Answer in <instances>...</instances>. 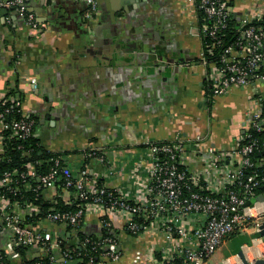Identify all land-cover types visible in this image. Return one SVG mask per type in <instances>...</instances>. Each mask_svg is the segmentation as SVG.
<instances>
[{
    "label": "crops",
    "instance_id": "obj_1",
    "mask_svg": "<svg viewBox=\"0 0 264 264\" xmlns=\"http://www.w3.org/2000/svg\"><path fill=\"white\" fill-rule=\"evenodd\" d=\"M94 2L91 10L84 0H24L35 16V28L16 9L0 8V101L13 89L44 150L65 152L74 174L86 168L95 181L128 200H137L143 191L151 141L185 139L186 165L196 171L209 167L206 179L219 186L238 162L233 150L244 133L246 111L260 108V84L232 85L222 95L208 94L215 70L199 60L202 40L194 0ZM228 4L239 21L264 15V0ZM106 43L108 57L102 58L96 52ZM220 120L227 125L219 127ZM196 136L202 139L196 141ZM213 150L221 154L216 169L208 164ZM43 193L65 201L71 196L69 190L53 186ZM24 206L16 208L21 217L32 208ZM102 221L115 231L118 264H133L136 249L143 252L138 264H158L174 253L176 241L169 242L159 230L129 234L123 213L92 208L84 213L81 229L101 237ZM31 227L61 235L67 247L79 242L63 224L43 220ZM256 236L252 230L230 234L204 264H222L226 258L232 262L238 250L252 257L264 249L263 240L253 243ZM12 237L0 225V252L9 264H19L20 256L8 251ZM28 254L41 252L29 249Z\"/></svg>",
    "mask_w": 264,
    "mask_h": 264
},
{
    "label": "built area",
    "instance_id": "obj_2",
    "mask_svg": "<svg viewBox=\"0 0 264 264\" xmlns=\"http://www.w3.org/2000/svg\"><path fill=\"white\" fill-rule=\"evenodd\" d=\"M84 1L91 10L95 9L94 0ZM197 7L208 22L200 28V35L210 38V50L221 46V36L231 15L228 0H198ZM0 8L16 9L26 24L37 27L35 16L26 8L24 0H0ZM250 21L248 17L240 20L243 28L241 40H237L234 45L221 46L215 62H207L202 47L199 53L202 64L214 66L215 73L209 78L213 96L226 93L232 85L244 86L249 82L259 83L263 90L259 100L260 108L247 110L245 113L244 133L233 150L239 157L236 167L225 173L219 186L206 179L209 167L196 171L186 165L187 141L183 138L147 143L150 163L146 170L147 180L137 200H128L102 184L97 186V181L88 174L86 168H81L78 175L68 166L61 168L60 157L57 156L52 158L53 166L50 171L39 177L40 183L51 186L56 176L61 175L64 187H74L84 203L74 211H49L45 220L78 227L84 213L92 208L123 213L128 217L125 230L129 234L137 235L146 228H152L161 231L169 242L176 241L173 255L157 260L158 264H204L224 240L236 232L252 230L257 234L252 238L253 243L264 241L258 234L264 222V199H255L251 204L245 205L246 201L254 199V189L264 183V170L256 171L255 167L260 164L253 158L255 152L264 150V140L254 136V132L264 131V28L252 25ZM16 106H20L19 101H16ZM33 124V120L29 118L7 120L4 113L0 112L1 130L11 129L12 135L17 138L25 139L31 135ZM201 139L200 136L195 137L196 141ZM209 155L208 164L216 169L221 154L213 150ZM247 169L251 170L249 174ZM29 172L32 173L31 168L27 173L6 171L0 178V225L9 229L13 236L8 251L19 255L15 246L25 245L30 250L38 248L41 254L33 256L36 258L34 261L23 264L66 263L81 252L64 248L61 237L48 230L22 225L21 212L16 208L22 209L25 206L11 202L4 195L5 189L16 193L11 186L13 176L18 175L24 179ZM202 185L210 192L203 193L194 189L201 188ZM230 185L234 188H229ZM31 207L27 213L36 209L32 205ZM137 216L143 222L147 220L149 224L141 225L135 220ZM102 224L103 227H110L107 221H102ZM84 241L89 242V239ZM91 246L95 251L103 247V251L99 260L90 255L84 264H118L120 261L121 252L114 236H102L98 241L91 242ZM254 255L251 257L247 253L243 254L247 261L253 262L264 258V249L258 250ZM142 257V250L136 249L131 261L138 264ZM231 260L233 261L226 258L222 264H242L238 254L233 255ZM0 264H8L1 253Z\"/></svg>",
    "mask_w": 264,
    "mask_h": 264
},
{
    "label": "trees",
    "instance_id": "obj_3",
    "mask_svg": "<svg viewBox=\"0 0 264 264\" xmlns=\"http://www.w3.org/2000/svg\"><path fill=\"white\" fill-rule=\"evenodd\" d=\"M195 5L197 8V23L201 28L204 23H208L204 13L197 7L198 0H194ZM250 24L255 26H260L264 28V15L260 19H253L250 21ZM242 26L239 20L230 15V18L227 23V27L224 29L223 34L221 36V46L225 45H234L237 40H241V30ZM201 47L206 56V60L208 63H213L216 61V55L219 52L221 46H216L212 50L209 49L211 45V40L208 36L201 35ZM211 52V53H210ZM16 92L12 89L7 92L4 99L0 101V112H3L7 120H18L20 118H26L20 109V106H16V101L20 102L21 97L15 98L14 96ZM211 95V92L208 93ZM13 96V97H12ZM7 110V111H6ZM264 112V108H262ZM30 119V118H29ZM2 136V151L0 153V178L2 177L3 173L6 171L10 172H24L27 173L28 169L31 168L32 173H28L24 179L21 177L13 176L11 186L15 188L16 193L13 194L12 191H9L3 187L4 195L9 198L11 202H17L20 205L30 204L34 206L36 209L32 210L31 213L24 214L22 216L21 224L22 225H30L36 226L38 222L45 220L46 213L49 211H74L76 210L81 204L84 203L82 201L74 187H64V180L61 175L56 176L54 180L53 186L56 190L67 189L69 190L71 196L68 201H65L63 198L57 196L54 199H49L44 196L43 190L46 187H50L47 185H43L39 181V177L48 173L53 166L52 158L57 156L60 157V167L63 168L67 166L63 158V153L61 152H48L43 149V147L39 143L38 137L34 136V124L32 134L26 137L25 139L17 138L15 135H12L11 129L1 130ZM254 136L260 140H264V131L262 132H254ZM240 143H242L240 141ZM254 160H256L260 165L256 166V171L261 172L264 170V150L255 152L253 154ZM248 174L251 170H246ZM97 186L101 185L100 181H97ZM199 187H194V189L199 190L203 193H209L210 191L204 188V185ZM229 188H234L233 185H230ZM1 189V188H0ZM260 193H264V183L259 184L254 189V196L255 199ZM135 220L140 223L141 225L149 224L143 222L140 216H137ZM55 226L62 225L63 223H53ZM64 230L67 232L73 231L74 236H76L79 240L77 245L68 246L67 247V240L61 235L55 234L52 232L53 235L61 237L64 241L62 246L64 248H68L69 250L75 249L76 251H80L81 254L79 256H74L73 258L77 257L80 260V264H84L86 258L90 255H93L95 259L100 256L101 251H103V247H100L98 251L91 249V242L98 241L102 236L111 235L114 236V230L111 227H103L104 231L101 237H97L95 235H90L85 233L81 229L82 224L78 227H73L70 224H63ZM85 239H89V242H85ZM29 247L25 245H18L15 246V251L19 254L21 261L19 264L29 263L34 261L36 258H33L32 255H29ZM5 261L9 264L8 260L6 259V255L4 252H0ZM160 258V257H158ZM99 260V258L97 259Z\"/></svg>",
    "mask_w": 264,
    "mask_h": 264
},
{
    "label": "water",
    "instance_id": "obj_4",
    "mask_svg": "<svg viewBox=\"0 0 264 264\" xmlns=\"http://www.w3.org/2000/svg\"><path fill=\"white\" fill-rule=\"evenodd\" d=\"M238 20V19H237ZM255 199L262 201L264 199V193L263 194H259ZM255 199H250L248 201H246L245 205H249L251 204ZM258 234L264 238V222L262 223V225L260 226V230L258 232ZM238 255L240 256L241 260H242V264H264V258H258L256 260H254L253 262H249L247 261L241 250H238ZM68 264H76L77 261L76 260H69L67 262Z\"/></svg>",
    "mask_w": 264,
    "mask_h": 264
},
{
    "label": "flooded vegetation",
    "instance_id": "obj_5",
    "mask_svg": "<svg viewBox=\"0 0 264 264\" xmlns=\"http://www.w3.org/2000/svg\"><path fill=\"white\" fill-rule=\"evenodd\" d=\"M99 47V50H97L96 54L97 55H100L102 58H107V52H108V48L110 47V44L106 43V48L103 47V44L102 46H98Z\"/></svg>",
    "mask_w": 264,
    "mask_h": 264
},
{
    "label": "rangeland",
    "instance_id": "obj_6",
    "mask_svg": "<svg viewBox=\"0 0 264 264\" xmlns=\"http://www.w3.org/2000/svg\"><path fill=\"white\" fill-rule=\"evenodd\" d=\"M225 119H227V121H229V117H226ZM226 121V122H227ZM234 121H236V120H234ZM215 122H216V120H215ZM225 121L224 120H220L219 121V124H217V125H219V127H222V124H223V127H225L226 125H227V123H224ZM231 122V121H230ZM229 122V123H230Z\"/></svg>",
    "mask_w": 264,
    "mask_h": 264
}]
</instances>
